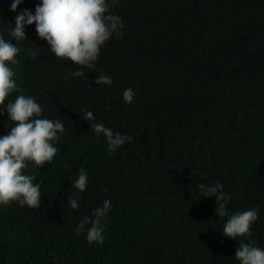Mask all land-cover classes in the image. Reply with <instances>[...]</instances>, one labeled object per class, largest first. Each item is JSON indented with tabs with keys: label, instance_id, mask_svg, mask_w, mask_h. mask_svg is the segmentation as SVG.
<instances>
[{
	"label": "trees",
	"instance_id": "1",
	"mask_svg": "<svg viewBox=\"0 0 264 264\" xmlns=\"http://www.w3.org/2000/svg\"><path fill=\"white\" fill-rule=\"evenodd\" d=\"M39 2L24 0L18 10L35 11ZM263 2L119 0L110 11L124 18L123 34L102 46L94 69L73 76L79 65L57 57L35 22L26 26V40L11 37L18 10L0 0V31L22 48L13 65L17 83L41 104V115L61 119L66 129L54 159L26 169L42 184L40 207L0 205V264H239V239L264 247V139L238 133L240 123L255 124L249 114L264 110V63L256 62L263 52L252 36L261 31ZM29 48L40 54L32 58ZM105 70L115 76L113 85L95 81ZM79 78L95 84L106 102L103 123L133 137L112 154L104 134L80 115L71 88ZM128 87L135 91L131 103L123 98ZM155 99L166 118L135 128L137 108ZM168 120L179 121L184 133L173 136ZM8 123L7 114L0 115V134L10 130ZM139 130L160 131L173 148L151 140L146 151ZM208 138L215 142L211 153L201 146ZM183 154L199 156L194 171ZM81 169L89 183L79 193V209H72L67 197L79 192L72 181ZM217 180L232 194L224 217L215 212V196L201 197L197 188ZM106 197L113 207L105 240L89 243L75 227ZM249 207L259 209L251 237L224 234L228 216Z\"/></svg>",
	"mask_w": 264,
	"mask_h": 264
},
{
	"label": "clouds",
	"instance_id": "2",
	"mask_svg": "<svg viewBox=\"0 0 264 264\" xmlns=\"http://www.w3.org/2000/svg\"><path fill=\"white\" fill-rule=\"evenodd\" d=\"M24 0H11L10 9L18 10ZM119 0H40L35 6V11L24 7L17 11L15 24L9 32L15 41L27 39L26 26L35 22V28L39 37L45 39L50 50L60 58L74 61L79 67H75L73 76L84 75V68L96 67V61L100 58L102 46L113 36L122 35L124 18L110 8ZM261 31L252 36L259 41L262 55L256 62L264 63V2L259 10ZM22 48L12 39H6L3 31H0V115L7 114L9 131L0 134V205H10L14 201L29 208H39L42 203L41 182H37L34 172L26 171L30 163L41 167L45 162H51L58 152L57 142L66 131L64 122L57 118H49L41 115L43 108L37 99L24 92L17 83L16 72L13 65L20 63L18 54ZM27 54L35 58L40 54L39 49L29 48ZM116 59L111 58V63ZM254 62V61H253ZM115 76L109 75L105 70L97 76V84L105 83L113 85ZM75 96V103H80V115L84 121L97 133H103L107 141L109 154L117 151L120 146L133 137L128 133H122L103 123L101 113H107L106 102L100 95L95 84L84 82L79 78L76 85L71 87ZM18 93L12 98V93ZM146 96L145 92L141 93ZM156 95V93H150ZM135 97V91L128 87L123 92V98L131 103ZM160 99L153 100L151 106L148 101L142 103L136 110L134 126L140 124L156 123L161 117H165L162 110L158 109ZM255 124H241L238 133L245 139L261 141L264 139V110L249 114ZM166 118V117H165ZM169 122V131L173 136L184 133V127L177 121L176 126ZM250 130V132H249ZM149 141L169 146L167 138L160 131L139 130ZM229 150L231 145L224 144ZM205 153H211L215 148L212 138L201 142ZM199 156L183 154L181 161L191 168L196 169ZM259 177V176H257ZM256 178V177H255ZM89 183L87 171L81 169L78 177L72 184L79 190L77 194H70L67 202L72 209H79V193L86 190ZM201 197L216 198L215 212L219 217L228 215L227 205L232 194L225 190V185L217 180L215 183H199L197 185ZM113 207L111 199L106 197L102 204L93 209L92 215H85L75 227V233L79 235L86 232L89 243L102 244L105 240L104 221ZM259 217L258 207H249L244 210H236L228 216L222 229L224 234L237 240L239 237H251L252 225ZM235 257L239 264H264V247L254 241L239 239V246L235 251Z\"/></svg>",
	"mask_w": 264,
	"mask_h": 264
}]
</instances>
